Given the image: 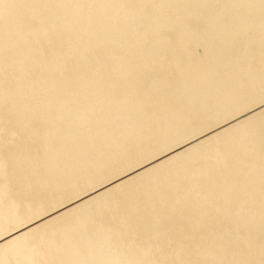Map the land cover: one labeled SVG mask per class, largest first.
I'll return each instance as SVG.
<instances>
[{"label":"bare ground","instance_id":"6f19581e","mask_svg":"<svg viewBox=\"0 0 264 264\" xmlns=\"http://www.w3.org/2000/svg\"><path fill=\"white\" fill-rule=\"evenodd\" d=\"M0 264H264V0H0Z\"/></svg>","mask_w":264,"mask_h":264}]
</instances>
